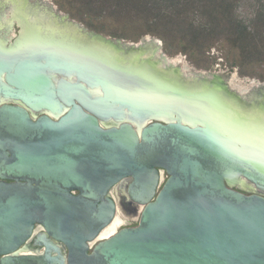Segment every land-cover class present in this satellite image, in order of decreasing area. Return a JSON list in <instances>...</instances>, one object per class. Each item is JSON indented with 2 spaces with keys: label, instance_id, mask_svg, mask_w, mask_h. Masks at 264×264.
<instances>
[{
  "label": "water",
  "instance_id": "water-1",
  "mask_svg": "<svg viewBox=\"0 0 264 264\" xmlns=\"http://www.w3.org/2000/svg\"><path fill=\"white\" fill-rule=\"evenodd\" d=\"M8 5L0 264H264L263 134L238 136L264 127V84L243 93L172 65L160 39L106 37L48 0ZM36 225L38 254L22 249Z\"/></svg>",
  "mask_w": 264,
  "mask_h": 264
},
{
  "label": "trees",
  "instance_id": "trees-1",
  "mask_svg": "<svg viewBox=\"0 0 264 264\" xmlns=\"http://www.w3.org/2000/svg\"><path fill=\"white\" fill-rule=\"evenodd\" d=\"M245 0H68L72 13L89 23L90 16L118 23H142L140 37L158 35L182 53L199 52L223 39L242 56L264 61V3L248 19L237 14ZM84 15L86 16L85 19ZM126 21V22H125ZM116 34V33H114ZM122 37V36H121ZM126 37V36H125ZM176 47H175V46Z\"/></svg>",
  "mask_w": 264,
  "mask_h": 264
},
{
  "label": "rangeland",
  "instance_id": "rangeland-1",
  "mask_svg": "<svg viewBox=\"0 0 264 264\" xmlns=\"http://www.w3.org/2000/svg\"><path fill=\"white\" fill-rule=\"evenodd\" d=\"M53 4L61 14H69L70 19L78 21L84 24L89 29L95 30L108 37H115L125 39L128 42L138 41L139 28L142 27V23L138 21L130 23H118L112 17L102 16H90L89 23L81 19L77 14H73V11L78 12V6H71L68 0H48ZM264 3V0H245L241 2L240 8L237 12L243 19L250 18ZM85 15L84 18L85 19ZM126 22V21H125ZM116 33V34H114ZM122 36V37H121ZM126 36V37H125ZM163 41V52L169 57L170 60L181 58L183 63L190 70H194L202 73H223L224 75L232 76V86H239L240 90L249 89L255 83L264 84V61L258 62V57L255 55L250 58L242 56L239 48L231 46L230 43L223 39H220L214 45L199 52L197 49L195 53H182L180 49L171 48L169 40L158 35H149ZM115 71H119L118 67L114 68ZM242 88V89H241Z\"/></svg>",
  "mask_w": 264,
  "mask_h": 264
},
{
  "label": "flooded vegetation",
  "instance_id": "flooded-vegetation-1",
  "mask_svg": "<svg viewBox=\"0 0 264 264\" xmlns=\"http://www.w3.org/2000/svg\"><path fill=\"white\" fill-rule=\"evenodd\" d=\"M0 19H2V18H0ZM3 19H4V17H3ZM80 23V22H79ZM2 24H4V25H6V26H9V25H7L6 24V22H4V23H2ZM82 24V23H81ZM83 26H85L84 24H82ZM86 27V26H85ZM87 29H89L88 27H86ZM89 30H91V31H94V32H96V33H99V32H97V31H95V30H92V29H89ZM19 32H20V29L18 28V26L17 25H14V27H13V33L14 34H16V35H18L19 34ZM13 33L12 32H10V31H8V34H6L4 37H5V39H6V41H8V39H10V40H12V38H13ZM99 34H102V33H99ZM106 36V35H105ZM106 37H108V36H106ZM144 37H146V36H143V37H141L140 39H142V38H144ZM110 38H112V39H121V38H115V37H110ZM139 39V40H140ZM9 40V41H10ZM122 40H124V41H127V40H125V39H122ZM138 40V41H139ZM138 41H130V42H132V43H137ZM128 42V41H127ZM166 54V53H165ZM177 60V61H176ZM176 61V62H175ZM170 63L172 64V65H177V64H179V63H181V64H183V65H185V67H186V64H184L183 63V61H182V59L179 57V58H176V59H174V60H170ZM187 68V67H186ZM161 173H163V171L162 170H159ZM164 175V177H166V175L165 174H163ZM112 198H115V195H112L111 196ZM125 212V214H126V216H123V219H124V221H125V224L123 225V227H136L137 225H138V222H139V217L137 216V214H136V212L135 211H127V210H125L124 211ZM41 227L39 226V225H36V227H35V230H34V233H33V235L31 236V238L24 244V246H23V248L22 249H24V248H27L28 250H29V252H31V253H34V254H38V253H40L41 251H42V249H40V248H37V247H35L34 246V242H35V239L37 238V235L41 232Z\"/></svg>",
  "mask_w": 264,
  "mask_h": 264
},
{
  "label": "bare ground",
  "instance_id": "bare-ground-1",
  "mask_svg": "<svg viewBox=\"0 0 264 264\" xmlns=\"http://www.w3.org/2000/svg\"><path fill=\"white\" fill-rule=\"evenodd\" d=\"M5 9H3V13L4 14H0V18H2L1 19V21H2V23H4V22H6V24L7 25H11V21L13 20V18H12V16H11V14H12V7H11V5H8V6H5L4 7ZM27 12V11H26ZM3 17H4V19H3ZM32 18H35L36 20H37V17L36 16H34V15H32ZM34 20V19H33ZM44 20H47V19H45L44 18ZM11 22V23H10ZM1 23V24H2ZM7 34V33H6ZM7 36V35H6ZM10 39H8V41H9ZM5 41H6V39H5ZM11 41V40H10ZM177 61V60H176ZM175 61V62H176ZM170 63V62H169ZM242 89V88H241ZM239 91H242L243 93H245V92H247L248 91V89H242V90H240L239 89ZM193 106H195V108H197V109H199L200 110V108L201 109H205V108H207V107H205V106H202V104L200 103V104H197V105H193ZM223 112H221L222 113V116H224V115H226L227 113H228V110H223V109H221ZM217 113L214 111L213 112V115H216ZM224 121V120H223ZM241 126V125H240ZM261 128H264L262 125H259L258 123H257V121L254 119V118H252V119H250L247 123H245V132H242V131H238V129H236V128H233L232 127V125H230L229 126V129L230 130H232L234 133H237V131H238V136H239V139H242L244 142H246V140H249L250 138H253V136H257V135H259V133H260V131H261V134H263L260 138V143H261V145H262V147H264V131L262 132V129ZM258 133V134H257ZM258 142V141H257ZM248 143V142H247Z\"/></svg>",
  "mask_w": 264,
  "mask_h": 264
}]
</instances>
